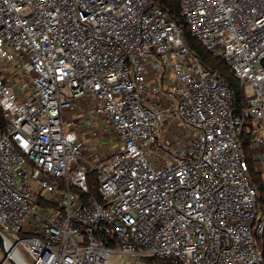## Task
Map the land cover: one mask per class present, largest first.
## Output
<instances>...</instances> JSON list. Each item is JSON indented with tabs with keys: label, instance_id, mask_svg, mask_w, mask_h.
Returning a JSON list of instances; mask_svg holds the SVG:
<instances>
[{
	"label": "built area",
	"instance_id": "obj_1",
	"mask_svg": "<svg viewBox=\"0 0 264 264\" xmlns=\"http://www.w3.org/2000/svg\"><path fill=\"white\" fill-rule=\"evenodd\" d=\"M0 0V232L25 264H264V0ZM6 264V261L3 263ZM156 264V263H155Z\"/></svg>",
	"mask_w": 264,
	"mask_h": 264
},
{
	"label": "trees",
	"instance_id": "obj_2",
	"mask_svg": "<svg viewBox=\"0 0 264 264\" xmlns=\"http://www.w3.org/2000/svg\"><path fill=\"white\" fill-rule=\"evenodd\" d=\"M158 5H160L165 11L170 13V16L180 24L183 25V40L186 46L191 50V52L198 58L200 63L206 69L217 70L224 77L229 89L231 90L233 96V108L237 116H241L245 108L248 107V102L246 100L243 87L240 80L236 75L230 70L228 65L224 60L212 56L201 43L192 36L189 26L186 24L184 19L181 17V7L177 0H154ZM246 124L241 137V142L246 153V158L250 165V178L254 186L262 193L264 190V184L261 178L255 172L254 169V159L253 150L251 148L250 135L247 134L251 130V120L246 118ZM247 129L249 132H247ZM262 251L264 252V242L260 244ZM145 263L149 264H162L167 263L162 260L155 258L145 259Z\"/></svg>",
	"mask_w": 264,
	"mask_h": 264
},
{
	"label": "water",
	"instance_id": "obj_3",
	"mask_svg": "<svg viewBox=\"0 0 264 264\" xmlns=\"http://www.w3.org/2000/svg\"><path fill=\"white\" fill-rule=\"evenodd\" d=\"M0 249L3 251L5 255V259L9 261L11 264H21L19 261L13 258L11 255V249L7 248V241L0 232Z\"/></svg>",
	"mask_w": 264,
	"mask_h": 264
},
{
	"label": "crops",
	"instance_id": "obj_4",
	"mask_svg": "<svg viewBox=\"0 0 264 264\" xmlns=\"http://www.w3.org/2000/svg\"><path fill=\"white\" fill-rule=\"evenodd\" d=\"M131 258L122 256V255H115L112 264H130L131 263ZM140 264H148V263H140Z\"/></svg>",
	"mask_w": 264,
	"mask_h": 264
},
{
	"label": "rangeland",
	"instance_id": "obj_5",
	"mask_svg": "<svg viewBox=\"0 0 264 264\" xmlns=\"http://www.w3.org/2000/svg\"><path fill=\"white\" fill-rule=\"evenodd\" d=\"M247 132H249V130L247 129ZM249 134V133H247ZM114 258V257H113ZM6 261V264H11L9 261H7L5 259V255L3 253V251L0 249V264H3ZM149 264V263H148Z\"/></svg>",
	"mask_w": 264,
	"mask_h": 264
},
{
	"label": "bare ground",
	"instance_id": "obj_6",
	"mask_svg": "<svg viewBox=\"0 0 264 264\" xmlns=\"http://www.w3.org/2000/svg\"><path fill=\"white\" fill-rule=\"evenodd\" d=\"M11 255L13 256L14 259H16L17 261H19L21 264H25L23 262V260L20 258V256L18 255V253H16L15 251L14 252H11Z\"/></svg>",
	"mask_w": 264,
	"mask_h": 264
}]
</instances>
